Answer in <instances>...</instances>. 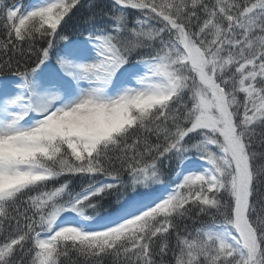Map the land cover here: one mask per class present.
<instances>
[{"label":"snow or ice","instance_id":"1","mask_svg":"<svg viewBox=\"0 0 264 264\" xmlns=\"http://www.w3.org/2000/svg\"><path fill=\"white\" fill-rule=\"evenodd\" d=\"M0 264H264V0H0Z\"/></svg>","mask_w":264,"mask_h":264},{"label":"trees","instance_id":"2","mask_svg":"<svg viewBox=\"0 0 264 264\" xmlns=\"http://www.w3.org/2000/svg\"><path fill=\"white\" fill-rule=\"evenodd\" d=\"M28 2V0H25V3H27Z\"/></svg>","mask_w":264,"mask_h":264}]
</instances>
